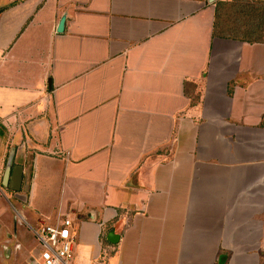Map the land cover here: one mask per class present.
<instances>
[{
	"label": "crops",
	"instance_id": "obj_1",
	"mask_svg": "<svg viewBox=\"0 0 264 264\" xmlns=\"http://www.w3.org/2000/svg\"><path fill=\"white\" fill-rule=\"evenodd\" d=\"M243 1L0 0V264L64 217L71 264H264V43L214 29Z\"/></svg>",
	"mask_w": 264,
	"mask_h": 264
},
{
	"label": "trees",
	"instance_id": "obj_2",
	"mask_svg": "<svg viewBox=\"0 0 264 264\" xmlns=\"http://www.w3.org/2000/svg\"><path fill=\"white\" fill-rule=\"evenodd\" d=\"M215 33L247 43H264V1L220 4L216 8Z\"/></svg>",
	"mask_w": 264,
	"mask_h": 264
},
{
	"label": "built area",
	"instance_id": "obj_3",
	"mask_svg": "<svg viewBox=\"0 0 264 264\" xmlns=\"http://www.w3.org/2000/svg\"><path fill=\"white\" fill-rule=\"evenodd\" d=\"M40 247L39 264H71L75 234L73 222L64 217L54 224L29 227Z\"/></svg>",
	"mask_w": 264,
	"mask_h": 264
},
{
	"label": "water",
	"instance_id": "obj_4",
	"mask_svg": "<svg viewBox=\"0 0 264 264\" xmlns=\"http://www.w3.org/2000/svg\"><path fill=\"white\" fill-rule=\"evenodd\" d=\"M63 24H64V17L61 18L59 25H58V32H61L63 30ZM9 177L8 183L7 180H4L3 186L7 187L8 190L12 192H19L21 189V182H22V175H23V169L19 165H14L11 167V169L7 170L6 173ZM114 236V235H111ZM109 241L112 243H115L116 241H113L111 237H109Z\"/></svg>",
	"mask_w": 264,
	"mask_h": 264
},
{
	"label": "rangeland",
	"instance_id": "obj_5",
	"mask_svg": "<svg viewBox=\"0 0 264 264\" xmlns=\"http://www.w3.org/2000/svg\"><path fill=\"white\" fill-rule=\"evenodd\" d=\"M56 185H57V183L56 184H54L53 185V187L50 189L51 191H53L55 188H56ZM20 193V192H19ZM21 194V193H20ZM7 195H9V198H7ZM0 196L1 197H4L5 198V200H7V199H12L13 201H14V205H12V207L15 209V208H22V206H23V204H24V202L23 201H20V199H19V196H18V192L16 193V194H14V192H10L9 190H8V188L7 187H5V186H3V185H0ZM9 201V200H8ZM12 201V202H13ZM15 203L17 204V206L15 205ZM25 229V228H24ZM23 237H24V242H26L27 244L28 243H31V242H33V241H35L36 242V240L34 239V237H33V235L31 234V232H27L26 231V234L25 233H23ZM30 241V242H29ZM32 244V243H31ZM30 244V245H31ZM39 247V246H38ZM39 250H40V248H39Z\"/></svg>",
	"mask_w": 264,
	"mask_h": 264
}]
</instances>
